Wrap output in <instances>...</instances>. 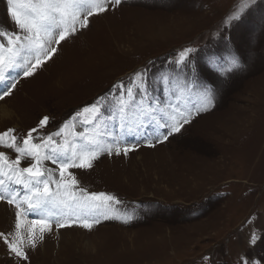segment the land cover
<instances>
[{
  "label": "rangeland",
  "instance_id": "obj_1",
  "mask_svg": "<svg viewBox=\"0 0 264 264\" xmlns=\"http://www.w3.org/2000/svg\"><path fill=\"white\" fill-rule=\"evenodd\" d=\"M239 2L123 0L91 17L89 26L70 39L53 44L57 53L32 77L21 73L12 94L0 100L13 110L8 118L0 113V133L12 128L21 143L43 117L49 121L41 135L54 133L84 106L107 96L104 119L120 154L113 149L91 168L69 171L78 187L115 196L119 203L110 215L120 218L101 219L91 229L53 223L35 248L25 239L27 260L10 253L0 238V264H264V7L238 27H226V17ZM0 29L19 31L7 0H0ZM184 48L197 49L192 63L200 79L214 86L213 107L160 143L150 134L155 123L137 128L136 114L129 110L127 123L134 130L126 127L121 136L120 92L114 85L127 86L146 66L154 98L179 104L181 110L196 103L195 91L177 100L161 80L168 74L179 95L188 70L170 61ZM230 51L240 56L243 70L229 76L207 70L209 55L227 58ZM85 127L76 121V131ZM125 146L131 148L127 155ZM0 151L16 158L11 149L0 146ZM31 162L21 160L20 166ZM44 166L57 167L51 161ZM0 205V233L12 239L17 209L4 201ZM35 218L21 217L24 237ZM253 233L262 238L250 244Z\"/></svg>",
  "mask_w": 264,
  "mask_h": 264
},
{
  "label": "snow or ice",
  "instance_id": "obj_2",
  "mask_svg": "<svg viewBox=\"0 0 264 264\" xmlns=\"http://www.w3.org/2000/svg\"><path fill=\"white\" fill-rule=\"evenodd\" d=\"M122 2L123 0H7L8 13L19 31L0 29V100L12 94L21 73L25 78L32 77L37 68L52 59L58 51L53 44L60 45L62 41L70 39L79 30L89 26L91 17L105 13L109 5L116 8ZM258 7H264V0H240L236 10L226 17V27H238ZM221 38L226 46L230 45L231 41L227 37L221 35ZM196 52V48H184L177 58L170 61V66L174 65L181 71L188 70L185 82L179 88V95L170 87L172 80L169 75L161 74L162 82L169 86V91L177 100L182 97L188 99L195 91L197 100L191 107L186 106L181 110L179 104L173 105L154 98L148 86L152 73L147 66L142 71H136L127 86L119 83L114 85V89L120 92L118 113L121 136L125 134L123 130L126 127L129 132L134 130L127 123L129 110H134L136 114L137 128L155 123L150 134L160 143L168 140L173 133L180 132L194 115L213 107L215 89L211 83L200 79L199 69L192 63V54ZM206 63L207 70L218 76H229L244 68L240 56L231 51L227 58L209 55ZM106 100L107 96H102L84 106L72 118L71 123L66 121L54 133L41 135L40 129L45 128L49 121V117H43L36 128L28 131L22 143L12 128L0 133V146L17 154L11 160L5 152L0 151V201H7L17 209L15 234H10L12 239H9L8 235L0 233V238L16 257L27 260L23 247L25 239L31 248H35L36 241L43 240V234L50 230L53 223L57 228L71 227L78 223L80 227L91 229L101 219L120 218L110 215L114 211L112 205L119 203L115 196L104 192H88L78 187V181L69 171L71 168H91L92 162L102 153L111 155L113 149L117 155L120 154L119 143L115 142L113 133L107 130V121L104 119ZM161 104L163 106H159ZM112 118L109 116L107 119ZM77 120L81 127H89H85L84 131H76ZM161 129L167 131V135ZM106 137H112L113 142L109 143ZM130 150L125 146L124 154L127 155ZM27 158H31L32 162L28 167H21V160ZM45 161H51L57 167H45ZM29 215L36 218L30 221L27 237H24L20 231L21 217L27 218ZM37 228L39 235L36 233ZM261 238L253 233L249 243L255 244ZM244 264L260 262L244 260Z\"/></svg>",
  "mask_w": 264,
  "mask_h": 264
},
{
  "label": "bare ground",
  "instance_id": "obj_3",
  "mask_svg": "<svg viewBox=\"0 0 264 264\" xmlns=\"http://www.w3.org/2000/svg\"><path fill=\"white\" fill-rule=\"evenodd\" d=\"M0 113L2 114V116H7V118H8L11 115H13V110L8 109L6 106H4L3 104L0 103ZM0 207H1V205H0Z\"/></svg>",
  "mask_w": 264,
  "mask_h": 264
}]
</instances>
